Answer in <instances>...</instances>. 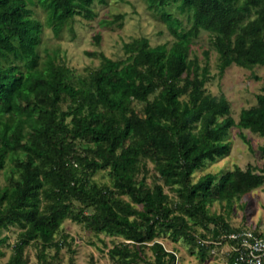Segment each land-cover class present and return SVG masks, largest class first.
<instances>
[{
	"label": "trees",
	"instance_id": "1",
	"mask_svg": "<svg viewBox=\"0 0 264 264\" xmlns=\"http://www.w3.org/2000/svg\"><path fill=\"white\" fill-rule=\"evenodd\" d=\"M95 1L0 0V171L8 159L16 162L9 183L0 185V245L7 240L3 230L22 229L7 264H27L25 251L33 243L41 245L40 259L50 264L46 251L59 255L64 244L56 235L68 219L98 236L121 237L108 251L117 264H177L175 253L156 240L160 234L196 246L186 218L207 229L214 224L222 235L237 232L242 228L210 213L209 202L264 185V167L252 165L246 170L236 166L219 180L208 173L193 183L207 160L229 153L226 138L232 127L264 137V86L257 105L243 109L236 122L226 95L206 92L209 67L189 59L193 39L207 31L215 36L221 76L233 64L264 66V0H142L151 11L180 2L190 28L163 12L176 38L171 47L152 46L141 37L124 43L122 60L87 52L100 57V67L73 82V70L58 62L57 52L40 54L43 23L29 5L47 11L46 24L59 38L67 26L75 34L77 16L96 17ZM123 19L118 15L115 20ZM100 39L95 37L97 44ZM136 101L145 105L144 115L132 107ZM20 154L25 158L15 157ZM146 157L162 183L137 180ZM105 169L111 187L92 181ZM147 249L154 260L145 255Z\"/></svg>",
	"mask_w": 264,
	"mask_h": 264
},
{
	"label": "rangeland",
	"instance_id": "2",
	"mask_svg": "<svg viewBox=\"0 0 264 264\" xmlns=\"http://www.w3.org/2000/svg\"><path fill=\"white\" fill-rule=\"evenodd\" d=\"M100 4L96 0L93 10L96 13L94 19H86L77 16L74 21L73 34L70 26H67L62 35L57 38L51 28L46 24L47 11L38 5H29L33 9V17L43 23L42 44L39 48L43 58L48 54L54 55L57 52L58 62L65 64L73 70L75 77L88 76L92 71L100 67L101 59L98 56H89L87 52L105 53L113 60L126 58L123 45L133 39L147 37L152 46L166 44L171 47L176 38L169 32L166 23L162 19V13L168 12L183 23V28L189 29V13L182 12L179 8L180 2L171 3L166 7H158L151 11L148 3L142 0H105ZM118 15H124L123 20H115ZM254 15L250 17L252 19ZM115 20V21H114ZM114 21L113 23H110ZM101 37L97 44L95 37ZM215 36L207 31H201L191 44L189 59L198 60L201 67L208 66L210 69L209 80L205 85L206 92L215 96L225 94L231 106V116L239 122L243 109H249L257 105V95L262 93L264 86V66L257 65L246 69L233 64L227 68L224 75L220 72V56L214 46ZM154 99V96L151 97ZM185 99V97L183 98ZM144 104L134 102L132 107L144 115ZM68 108V102L63 104V109ZM97 118V113H91ZM246 138L249 142H246ZM231 143L230 151L215 161L207 160L204 167L197 170L193 175V183L206 174L212 173L218 180L228 171L236 166L246 170L249 165L264 167V155L261 147H264V137L252 133L250 130H243L236 126L232 127L226 138ZM87 143V141H85ZM84 142V143H85ZM18 158H25L22 154ZM16 162L8 159L6 167L0 171V185L4 187L14 175ZM141 172L137 180H144L147 185L162 183L160 175L156 172L154 164L146 157L140 162ZM17 177L18 175L15 174ZM92 181L101 186H112L109 169L100 170L93 176ZM174 201H177L176 193L168 187L165 188ZM125 201L131 202L138 209L141 205L134 204L128 196L122 197ZM208 209L214 216H222L224 221L234 229L250 227L257 232L264 234V185L251 190L245 195L237 196L229 200H213L209 202ZM92 212V210H88ZM192 227L191 234L196 237L197 245L194 246L182 237L174 239L169 233H162L157 237L164 247L175 253L177 264H231L226 256L227 246L217 245L223 240L222 231L214 224L204 228L192 219L186 218ZM22 229L19 226H11L3 230V237L6 243L0 245V264H7L14 246L20 240ZM104 241V243L101 241ZM56 241L64 244L59 255L55 249L46 251L47 260L50 264H70L71 259L75 264H117L114 262L108 251L114 244L123 241L121 237L109 236L89 231L82 224H77L70 219L66 220L60 232L56 235ZM106 245V246H105ZM204 249V252L201 251ZM42 247L33 243L25 251L27 264H45L40 259ZM204 254V256H203ZM149 259L154 260L152 252L147 249L145 254ZM143 264V263H140Z\"/></svg>",
	"mask_w": 264,
	"mask_h": 264
},
{
	"label": "built area",
	"instance_id": "3",
	"mask_svg": "<svg viewBox=\"0 0 264 264\" xmlns=\"http://www.w3.org/2000/svg\"><path fill=\"white\" fill-rule=\"evenodd\" d=\"M222 238L217 245L225 243L226 256L231 264H264V237L255 229L244 227Z\"/></svg>",
	"mask_w": 264,
	"mask_h": 264
}]
</instances>
